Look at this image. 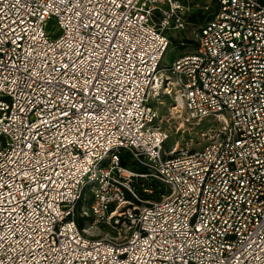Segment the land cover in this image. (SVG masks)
<instances>
[{
    "label": "built area",
    "instance_id": "2783aa9c",
    "mask_svg": "<svg viewBox=\"0 0 264 264\" xmlns=\"http://www.w3.org/2000/svg\"><path fill=\"white\" fill-rule=\"evenodd\" d=\"M184 10L0 0V264H264V0L164 64ZM166 99L198 149L165 150Z\"/></svg>",
    "mask_w": 264,
    "mask_h": 264
},
{
    "label": "rangeland",
    "instance_id": "374dc122",
    "mask_svg": "<svg viewBox=\"0 0 264 264\" xmlns=\"http://www.w3.org/2000/svg\"><path fill=\"white\" fill-rule=\"evenodd\" d=\"M183 5L185 28L183 30H165L164 33L169 37L170 47L166 51L163 63L169 65L174 59L191 54L196 47V35L198 29L204 23L199 24L190 23L187 19L190 15L201 13L206 19H209L215 12L217 7V0H174ZM46 25H49L48 31L55 34L57 29L55 24L47 20ZM171 102L166 101L156 107L160 113V124L168 133V141L165 144V150L168 151L174 147L178 151H192L198 149L200 146L196 142L200 139V131L204 129L203 126H197L195 123H184V115L179 118L178 115L171 116L170 114ZM130 161V160H129ZM132 163L129 165V170L133 171ZM83 228L87 234L93 238H107L109 230L105 225L90 228L88 222L85 221Z\"/></svg>",
    "mask_w": 264,
    "mask_h": 264
},
{
    "label": "trees",
    "instance_id": "16d2710c",
    "mask_svg": "<svg viewBox=\"0 0 264 264\" xmlns=\"http://www.w3.org/2000/svg\"><path fill=\"white\" fill-rule=\"evenodd\" d=\"M217 6H218V0H217ZM216 10H217V7H216ZM216 10H215V12H216ZM215 12H214V14H215ZM213 14V15H214ZM212 15V16H213ZM211 16V17H212ZM210 17V18H211ZM209 18V19H210ZM190 23H193V24H199V23H201V22H205V21H207L208 19H206L203 15H201V13H196V14H192V15H190L189 17H188V19H187ZM120 164H121V166L123 165V166H129L130 165V161L128 160V158L127 157H125V158H123L121 161H120ZM132 186L135 188V189H137L138 188V181L137 182H133L132 183ZM81 227L83 226L82 225V223H80L79 224Z\"/></svg>",
    "mask_w": 264,
    "mask_h": 264
},
{
    "label": "bare ground",
    "instance_id": "6f19581e",
    "mask_svg": "<svg viewBox=\"0 0 264 264\" xmlns=\"http://www.w3.org/2000/svg\"><path fill=\"white\" fill-rule=\"evenodd\" d=\"M178 108V107H177ZM172 111H174V110H172ZM179 112H180V110H179ZM172 113V112H171Z\"/></svg>",
    "mask_w": 264,
    "mask_h": 264
}]
</instances>
